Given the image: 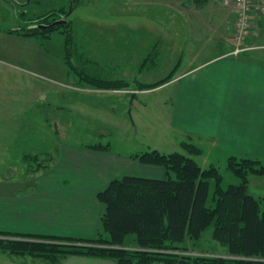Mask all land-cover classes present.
Here are the masks:
<instances>
[{
  "label": "rangeland",
  "instance_id": "obj_1",
  "mask_svg": "<svg viewBox=\"0 0 264 264\" xmlns=\"http://www.w3.org/2000/svg\"><path fill=\"white\" fill-rule=\"evenodd\" d=\"M73 1L35 0L36 3L41 2V6L26 7L29 12L27 19L35 22L41 16L40 11L48 13L53 9L66 8L70 11L68 20L86 26L89 42L99 38L102 47L95 49V54H99L98 59L102 63L107 62L113 67L107 69L113 70L112 77L155 83L174 72L183 49L189 47L183 44L188 35L179 13L189 23H192L193 16L168 0L139 5L130 0H81L75 7ZM15 3L13 0H0V232L4 233L19 232L21 221L17 215L9 213L8 204L2 203L3 196L18 195L32 180H38L39 173L46 168L48 171L60 165L61 169H69L78 164L76 170L79 172V168L84 170L87 166L99 164L93 158L94 147L110 145L115 161L113 166H106L112 171L108 176L155 178L153 176H160L159 170L139 163L133 156L153 150L161 154L186 155L182 143L190 141L169 128L165 111L158 106L166 96L174 95L170 89H147L133 100L132 94L123 93L124 90L80 87L76 76L69 73L64 62V29L47 32L44 39L25 38L7 32L24 26L19 19L21 8ZM189 8L199 20L202 18L208 22L215 17L208 10L199 14L193 5ZM229 9L227 13L231 12ZM229 15L228 20L232 22L234 14ZM33 16L38 17L35 19ZM152 23H158L159 27H147ZM224 26L226 31L230 27L226 22ZM162 32H174L177 40L158 43L155 39L164 35ZM255 34L264 45V28H257ZM155 45L160 56L155 65L149 61L143 69L144 59ZM260 51L264 52V47ZM137 86L133 83L130 89L135 91ZM209 153L206 151L202 157L194 158L204 168L215 162L223 174L224 189L238 184L239 180L226 168V158L218 153L214 152L210 163L204 164ZM253 179V184H264V176ZM215 191L216 181L211 180L208 207L212 209L216 205ZM213 234L214 227H210L200 241L187 243L184 255L230 258L228 248L215 241ZM5 240L27 241L0 234V242ZM136 246L135 236H128L125 247L136 250ZM0 264L53 263L31 255L0 250Z\"/></svg>",
  "mask_w": 264,
  "mask_h": 264
},
{
  "label": "trees",
  "instance_id": "obj_2",
  "mask_svg": "<svg viewBox=\"0 0 264 264\" xmlns=\"http://www.w3.org/2000/svg\"><path fill=\"white\" fill-rule=\"evenodd\" d=\"M80 1L74 0L73 7L79 5ZM31 5L40 7L41 2L32 0ZM53 10L48 13L40 11L38 19V16H33L37 19L35 23L32 22L34 19H27L28 11L19 13L24 26L20 31L7 32L44 39L47 38L45 33L64 29V62L69 73L76 76L80 87L130 91L131 84L136 83L138 86L134 90L144 91L158 88L173 78L171 74L148 84L112 77L113 70L107 69L113 67L107 62L102 63L98 59L99 54H95V49L102 47L99 38L89 42L83 23L68 20L69 11L64 7ZM64 17L68 22L66 25L51 30L43 28ZM159 56L155 45L144 59L141 65L143 69L149 61L155 65ZM182 145L186 155L161 154L153 150L133 156L142 164L164 168L165 178L124 176L112 181L98 195L105 205L103 226L109 238L99 236L90 240L0 232L5 237L27 240L2 241L0 250L43 258L51 263H59L70 255H84L114 259L118 264H264V198L257 199L249 193L250 175H264V161L230 158L228 170L240 179V184L224 189V177L218 168L203 169L196 162L194 157L201 155L202 150L192 143ZM211 180L216 181V205L213 209L208 207ZM210 227H214V240L228 248L230 258L184 255L187 243L200 241ZM130 235L135 236L136 250L125 247L126 238Z\"/></svg>",
  "mask_w": 264,
  "mask_h": 264
},
{
  "label": "crops",
  "instance_id": "obj_3",
  "mask_svg": "<svg viewBox=\"0 0 264 264\" xmlns=\"http://www.w3.org/2000/svg\"><path fill=\"white\" fill-rule=\"evenodd\" d=\"M130 1L139 5L153 3L155 0ZM168 1L183 12L191 13L194 18L192 25L179 13L180 22L188 35V39L182 43L189 47L183 49L171 73L173 78L158 88L163 91L170 89L174 93L158 103L165 111L169 128L172 127L174 132L190 140L183 143H192L200 148L202 154L199 156L210 151L204 164L210 163L214 152L226 158L227 170L232 157L264 158V52L260 51L264 45H261L259 35L255 34L257 28H264V17L255 15L252 20L251 33L245 44L253 49L235 56L231 54L236 23L233 7L225 6L219 0ZM190 5L199 14L208 10L215 17L208 22L202 18L199 20L191 12ZM227 9L231 12L227 13ZM229 14H234L232 22L228 20ZM225 22L230 25L227 31ZM147 27L155 29L159 24L152 23ZM162 34L155 37L158 43L177 40L173 36L174 32ZM199 49L209 51L201 52ZM140 93L144 91L137 95ZM99 146L95 148L93 157L95 163L99 164H92L84 170L79 168V172L76 170L78 164L69 169L55 165L39 173L38 180H32L18 195L3 196L2 203L8 204L9 213L17 215L21 221L19 232L16 233L78 239L106 238L108 233L103 226L105 205L98 195L112 181L120 178L108 176L112 171L106 166H113L115 161L110 145ZM214 163L211 162L210 167L217 168ZM148 166L159 170L160 176L153 177H166L164 168ZM199 166L207 169L201 164ZM63 172L70 174L65 175ZM254 176L264 175H250L249 193L257 199L264 198V184H253ZM236 178L240 184V179ZM59 263L118 264L114 259L84 255H70Z\"/></svg>",
  "mask_w": 264,
  "mask_h": 264
},
{
  "label": "built area",
  "instance_id": "obj_4",
  "mask_svg": "<svg viewBox=\"0 0 264 264\" xmlns=\"http://www.w3.org/2000/svg\"><path fill=\"white\" fill-rule=\"evenodd\" d=\"M237 13L231 54L240 56L253 48L246 46L255 15L264 17V0H219Z\"/></svg>",
  "mask_w": 264,
  "mask_h": 264
},
{
  "label": "water",
  "instance_id": "obj_5",
  "mask_svg": "<svg viewBox=\"0 0 264 264\" xmlns=\"http://www.w3.org/2000/svg\"><path fill=\"white\" fill-rule=\"evenodd\" d=\"M31 1V0H28V2ZM69 14H70V11H69ZM68 22L66 20H58V21H55L53 22L51 25H47V26H43L44 29H48V30H51V29H54L56 27H59V26H63V25H66ZM138 97L137 93H133L132 94V99H136Z\"/></svg>",
  "mask_w": 264,
  "mask_h": 264
},
{
  "label": "flooded vegetation",
  "instance_id": "obj_6",
  "mask_svg": "<svg viewBox=\"0 0 264 264\" xmlns=\"http://www.w3.org/2000/svg\"><path fill=\"white\" fill-rule=\"evenodd\" d=\"M32 1V0H31ZM31 1H29L28 2V0H27V2L26 3H15V4H17V6H20V13L21 14H23V13H25L26 12V7H28L29 5H31ZM16 6V7H17ZM22 9H24L23 11L24 12H22ZM23 18H25V16L23 17ZM65 18L66 17H64L63 19H61V20H65ZM55 22V21H54ZM35 23V22H34ZM47 25H50V24H47ZM22 28V26H20V27H17L15 30H13V31H16L17 29L20 31V29ZM11 34V33H10ZM12 34H16V35H19L18 33H12ZM19 36H21V35H19ZM24 37V36H23ZM26 38V37H25Z\"/></svg>",
  "mask_w": 264,
  "mask_h": 264
}]
</instances>
